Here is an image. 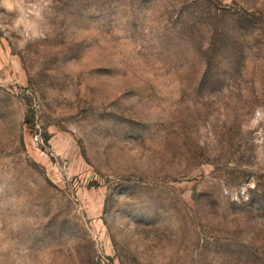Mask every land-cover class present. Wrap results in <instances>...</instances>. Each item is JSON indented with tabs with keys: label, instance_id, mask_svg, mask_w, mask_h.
Returning <instances> with one entry per match:
<instances>
[{
	"label": "rangeland",
	"instance_id": "obj_1",
	"mask_svg": "<svg viewBox=\"0 0 264 264\" xmlns=\"http://www.w3.org/2000/svg\"><path fill=\"white\" fill-rule=\"evenodd\" d=\"M0 264H264V0H0Z\"/></svg>",
	"mask_w": 264,
	"mask_h": 264
}]
</instances>
